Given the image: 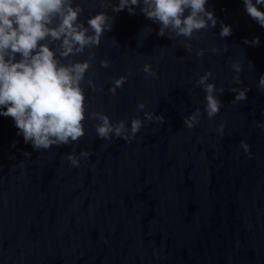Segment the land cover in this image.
I'll list each match as a JSON object with an SVG mask.
<instances>
[{"label": "water", "instance_id": "water-1", "mask_svg": "<svg viewBox=\"0 0 264 264\" xmlns=\"http://www.w3.org/2000/svg\"><path fill=\"white\" fill-rule=\"evenodd\" d=\"M74 2L81 3L79 22L86 27L97 12L112 18L99 46L72 58L95 53L85 79L98 88L81 85L86 116L102 112L129 127L138 117L143 126L130 142L101 139L99 121L85 119L79 140L34 150L14 120L0 116V264H264V128L257 127L264 124L258 86L264 27L243 0H206L216 26L192 40L159 36L160 25L146 18L142 5L130 14L113 12L109 0ZM221 22L231 35H219ZM254 37L258 44L245 42ZM101 60L110 66L101 67ZM233 62L241 65L239 84ZM144 64L156 75L144 73ZM205 71L212 73L208 82L224 89L216 93L222 106L211 119L196 83ZM120 76L127 80L113 95L109 88ZM245 87L247 99L233 102L230 90ZM139 102L145 108L138 111ZM197 108L199 122L189 129L183 117ZM144 112L164 121H145ZM81 151L90 155L72 166L67 155Z\"/></svg>", "mask_w": 264, "mask_h": 264}, {"label": "clouds", "instance_id": "clouds-1", "mask_svg": "<svg viewBox=\"0 0 264 264\" xmlns=\"http://www.w3.org/2000/svg\"><path fill=\"white\" fill-rule=\"evenodd\" d=\"M109 2L113 12L127 8L130 14L135 13V6L142 5L140 11L146 18L160 25L159 36H165L167 32L192 40L196 33L215 27L217 23L213 12L205 8L206 0ZM243 3L250 18L264 27V11L257 7L264 5V0H243ZM186 10L188 14L185 16ZM83 11L81 3L74 0H0V116L11 117L18 134H22L24 142H30L34 150H46L79 140L85 134V119L99 121L95 131L101 139L117 137L130 142L143 126L138 117L131 119L129 127L124 120L110 122L102 112L91 111L86 116V98L81 85L83 83L93 91L98 88L91 78L85 79L95 53L88 51V58L84 60L72 58L84 54L85 49L98 47L101 36L111 30L112 18L104 11L97 12L88 18L86 27L79 22ZM219 35H231V27L221 22ZM167 36L172 39V35ZM245 42L256 45L259 38ZM50 43L55 44V48H50ZM139 46L141 44L138 42ZM184 47L189 52L192 49L188 43ZM211 51L217 52L218 49L213 47ZM204 53L205 49L202 48L196 55L201 57ZM17 54L21 59H15ZM100 65L107 68L110 63L101 60ZM231 67L237 73L234 81L241 83L238 75L242 70L240 63L233 62ZM142 70L146 74L156 75L149 64H144ZM211 76L210 71H205L196 81L206 94L204 111L209 119L222 106L216 93L224 91L208 82ZM126 80L127 76L113 78V87L109 91L115 95L116 89L121 88ZM258 86L264 90V75L259 78ZM230 91L236 93L233 102H239L247 99L249 89L232 88ZM144 108L143 102L137 104L138 111ZM200 116L201 111L197 108L183 117L184 126L193 128ZM144 119L164 121L162 115L154 116L152 112H144ZM223 127V124L217 127L220 135H223ZM257 127L264 128V124H257ZM241 147L251 154L246 142L241 141ZM89 155L87 151H81L79 157L69 153L67 159L72 166L78 167L80 157Z\"/></svg>", "mask_w": 264, "mask_h": 264}]
</instances>
